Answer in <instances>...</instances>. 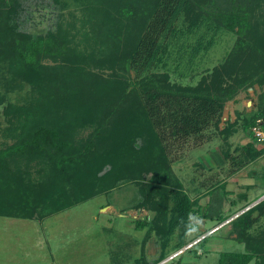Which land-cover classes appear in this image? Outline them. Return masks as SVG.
Instances as JSON below:
<instances>
[{"label": "trees", "instance_id": "16d2710c", "mask_svg": "<svg viewBox=\"0 0 264 264\" xmlns=\"http://www.w3.org/2000/svg\"><path fill=\"white\" fill-rule=\"evenodd\" d=\"M17 1L0 0V64L10 91L29 86L30 93L3 110L11 143L0 148V217L43 222L133 182L135 208L154 213L148 236L157 234L163 251L174 230L184 239L200 199L184 190L173 153L213 127L227 140L236 134L240 114L220 130L224 109L255 85L263 89L259 109L242 128L264 125V0H74L90 13L84 42L62 24L43 36L18 32ZM180 18L190 31L208 20L238 35L196 85L153 71ZM235 151L242 158L223 156L240 168L264 156L254 140ZM212 200L217 208L219 198ZM213 207L205 218L213 219ZM262 218L264 200L231 222L246 250L223 253L220 264H264V234L251 231Z\"/></svg>", "mask_w": 264, "mask_h": 264}, {"label": "rangeland", "instance_id": "374dc122", "mask_svg": "<svg viewBox=\"0 0 264 264\" xmlns=\"http://www.w3.org/2000/svg\"><path fill=\"white\" fill-rule=\"evenodd\" d=\"M65 4L63 7L55 0H18L12 24L18 32L30 36L55 32L60 24L70 31L75 26L72 32L84 42L85 35L92 32L87 23L90 13L81 2L65 0ZM175 27L164 43L165 54L153 71L167 72L172 82L184 86L196 85L204 74L220 65L238 39L236 32L218 28L208 20L190 31L180 18ZM9 80L8 68L0 64V148L11 143L3 135L7 127L4 107L9 102L23 103L30 93L29 86L10 91L6 86ZM262 92L255 85L226 104L224 118L236 120L240 114L237 134L227 140L213 127L205 132L206 138L192 140L173 153L172 167L184 190L193 199L205 195L184 239L181 230H174L164 242L167 247L163 251L161 238L154 233L148 236L154 213L135 208L140 195L138 186L131 182L43 222L0 217V264H137L143 257L149 264H220L223 253H244L245 244L237 241L231 222L264 197V156L242 168L233 160H227L223 167L219 164L225 159L223 151L242 158V151L236 153L235 149L254 140L242 124L244 118L249 119L259 109ZM256 145L264 149V142ZM207 150L215 151L213 161L217 166L213 169L200 162L193 164ZM223 181L224 187L220 186ZM213 188L216 190L210 195ZM208 198L214 206L210 209L214 220L203 216L209 206ZM217 198L219 206L215 208L212 199ZM220 216L223 219L218 220ZM251 231L258 237L264 234V218ZM198 240L201 242L186 249Z\"/></svg>", "mask_w": 264, "mask_h": 264}, {"label": "crops", "instance_id": "0c3cea01", "mask_svg": "<svg viewBox=\"0 0 264 264\" xmlns=\"http://www.w3.org/2000/svg\"><path fill=\"white\" fill-rule=\"evenodd\" d=\"M224 115H225V112H223V117H222V122H221V124H220V130H223L225 127H226V124H227V122H234L235 121V119H233V118H231L230 120H228L229 118H224ZM227 116H228V114H227ZM224 125V126H223ZM238 133V132H237ZM236 133V134H237ZM235 135V134H234ZM232 137V136H231ZM206 138V137H205ZM253 140H251V141H249V142H252ZM249 142H247L246 144H248ZM245 144V145H246ZM244 146V145H243ZM259 148V147H258ZM259 149H261V148H259ZM209 151H214V150H207L205 153L206 154H204L203 156H199L198 155V161L197 160H194V161H196V162H194L193 164L194 165H198V164H196V163H201V165L204 167H207L208 166V168L209 169H213V168H215V166H217V165H215L214 164V161H213V154L215 153V151L214 152H209ZM193 152V151H192ZM194 154H195V152H194ZM223 156V155H222ZM223 159H224V156H223ZM222 159V160H223ZM226 161L227 160H223L222 162H221V164H219L220 165V167H223L224 166V163H226ZM207 165V166H206ZM225 183H226V181H223V182H221V184L220 185H225ZM187 193V192H186ZM188 194V193H187ZM209 194L211 195V193H210V191H209ZM189 195V194H188ZM190 196V195H189ZM204 194L203 195H200V196H198L197 198H192V197H190L192 200H195V199H200V205L202 204L201 203V200H203V198H204ZM208 197H209V195H208ZM210 198V197H209ZM208 198V204H209V202H210V199ZM207 204V205H208Z\"/></svg>", "mask_w": 264, "mask_h": 264}, {"label": "built area", "instance_id": "2783aa9c", "mask_svg": "<svg viewBox=\"0 0 264 264\" xmlns=\"http://www.w3.org/2000/svg\"><path fill=\"white\" fill-rule=\"evenodd\" d=\"M252 134L254 136V141L257 143V144H260V143H263L264 142V125L261 121H258L253 127H252ZM250 209L247 208L246 211H248ZM219 228L217 229H213L209 235H212L213 233H215V231H217ZM204 239V238H203ZM201 240H198V241H194L192 244H190L189 246L186 247V249L188 248H191V247H194V245H197L198 243H200ZM182 251L178 252V253H175L173 255H171V257L169 259H172L174 257H177Z\"/></svg>", "mask_w": 264, "mask_h": 264}, {"label": "water", "instance_id": "95a60500", "mask_svg": "<svg viewBox=\"0 0 264 264\" xmlns=\"http://www.w3.org/2000/svg\"><path fill=\"white\" fill-rule=\"evenodd\" d=\"M263 200H264V197H262V198H261L260 200H258L256 203H254L250 208L256 206L258 203H260V202L263 201Z\"/></svg>", "mask_w": 264, "mask_h": 264}]
</instances>
